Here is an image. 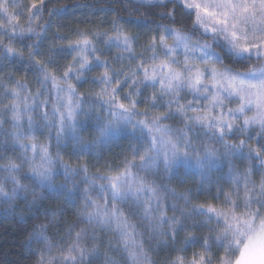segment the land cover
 Segmentation results:
<instances>
[{"label":"snow or ice","instance_id":"obj_1","mask_svg":"<svg viewBox=\"0 0 264 264\" xmlns=\"http://www.w3.org/2000/svg\"><path fill=\"white\" fill-rule=\"evenodd\" d=\"M145 3L164 8L160 15L168 23L158 24L155 34L137 44L140 35L126 31L129 20L118 13L121 5H132L128 16L142 19L134 12ZM65 7H49L46 0H0V58L39 72L34 89L11 74L6 83L0 80V135L6 137L0 140V161H7L0 164V203L8 206L6 217L14 219L16 201L29 210L44 207L49 190L56 189L66 204L83 202L74 213L79 223L113 236L105 247L95 232L77 230L73 223L56 241L49 238L48 225H34L22 245L34 264H96L101 254L103 264H155L149 256L153 244L167 247L169 242L172 255L161 264H264V0H117L108 31L77 27L73 40L57 28L49 37L53 18ZM44 41H49L46 50ZM134 44L142 52L136 53ZM113 48L128 56L102 59ZM57 57L70 60L52 69ZM125 59L127 67L114 66ZM96 69H103L93 77L100 91L79 92V81L87 82ZM149 88L151 95H145ZM233 102L236 107L227 106ZM158 105L164 110L152 114ZM93 117L94 134L82 128ZM177 118L181 127L165 123ZM9 123L10 133L4 130ZM119 126H131L135 133L132 159L125 156L115 174L90 173V159L99 161L109 129ZM42 130L48 143L35 141ZM232 158L247 167L240 171ZM180 159L194 160L201 171L195 193L168 187L180 174L175 168ZM220 159L231 169L227 189L211 176V162ZM257 173L259 181L253 179ZM209 194L212 201L222 198L227 211L213 203H192ZM169 196L183 201V207L170 204ZM133 220L147 222L143 231ZM205 230L207 235H195ZM181 233L184 246L176 247ZM34 243L43 247L33 248ZM188 244L201 250L191 258L182 255Z\"/></svg>","mask_w":264,"mask_h":264},{"label":"trees","instance_id":"obj_2","mask_svg":"<svg viewBox=\"0 0 264 264\" xmlns=\"http://www.w3.org/2000/svg\"><path fill=\"white\" fill-rule=\"evenodd\" d=\"M19 2L26 4L28 3V0H19ZM46 2L49 3V7H61L62 5H67V7L62 9V12L58 17L53 18L54 26L49 32V37H51L52 32L57 31V28H59V33L61 35L67 34L73 40L75 39V36H73L72 33L75 32L77 27L80 29L91 28L94 31L100 32L108 31L111 28L110 21L113 19L114 15L117 14L116 12L112 11V8L117 3V0H46ZM171 8L172 5L169 4L168 9L170 10ZM131 11H133L132 5H129V7L126 9L121 5L118 14L123 16L126 20H129V23L124 25L126 31L140 35V41H138L137 44L143 43L149 36L155 34L158 24L168 23V20L162 19L160 15V13L165 11L164 8L155 7L145 3L142 7H139L138 11L134 12L135 17H142V19L130 18L128 13ZM44 15L47 16V13L45 12ZM183 21L184 25H186L188 29L192 28V24L187 17H183ZM172 27L179 28L181 25L174 24ZM109 34L111 35L112 33L110 32ZM67 42L68 41H57L58 44H66ZM168 42L171 43V39H169ZM26 43H32V40H28ZM137 44H134L133 48L136 53H140L142 52V49L139 48ZM15 46L22 47L20 44ZM48 46L49 41H44L42 48L46 50ZM97 46L103 48L102 44ZM118 54L123 55L124 57L128 56L127 52H122L120 49L113 48L110 52L106 50L102 56V59L107 57L111 61ZM56 59L58 63L53 65L52 69L56 67H62L68 63L70 57L68 59H60L57 57ZM128 63L129 62L127 59H125L123 62L117 63L114 66L127 67ZM102 71L103 69H96L95 71L89 72L86 76L87 82H85L84 79L79 81L78 91L81 93L99 92L100 86H97L93 82V77L98 76ZM9 74H11L15 79H20L25 83H28L33 89L38 87L36 78L39 76V72L37 69L33 68L32 70H28L27 65H21L19 62L12 63L10 58L7 60L0 58V80H3L6 83L7 76ZM121 79H123V77H121ZM73 82L76 83L75 81ZM124 91L127 92L128 89L125 88ZM152 91L153 89L149 88L145 95H151ZM89 98L92 99L93 97ZM187 99H192L191 95H188ZM181 103H186V100H182ZM227 106L236 107L237 105L235 102H233ZM138 107L143 110L145 105L141 104ZM163 110L164 109L158 105L152 114H159ZM249 115H251V113H249ZM165 123L177 128L182 126L180 124L179 118L176 120L165 121ZM82 128H87L89 132L94 134L97 131L95 118L93 117L92 119L86 120L82 125ZM4 130L10 133L12 131L11 124L9 123L4 125ZM42 131L43 135H41L40 132L35 134V141L40 144L48 143L47 131ZM81 134L86 133L82 132ZM67 135L68 138H70V133ZM88 138L91 139V135H89ZM4 139H6V137L0 135V140ZM104 140L106 143H104L100 148L101 158L99 161L97 162L96 159H90V173L100 171L107 172L109 174H115L116 168L122 165V161L125 156H127L129 159H132L130 145H136V136L132 131L131 126H119L109 129V133L104 138ZM54 145L55 141H52L49 148L53 154L56 151ZM6 154L9 157H13L12 152H7ZM6 162L7 161H0V164ZM232 162L235 163L240 171H243L247 167V162L242 163L238 158H232ZM73 163H75V161H73ZM92 165H95V167H92ZM175 168L179 170L180 174L175 180L171 182V184L168 185V187L170 189H174L177 193H181L185 189L191 188L195 193L198 189L199 183L202 180V176L201 171L196 167L194 160L180 159L177 161ZM210 168L212 179L218 180V182L227 189L228 182L231 178L229 162L225 159L213 160L210 164ZM141 175H144V173H141ZM55 178L58 183L62 182V173L57 174ZM259 178L260 177L258 173L253 176V179L257 181H259ZM22 182L27 184V181ZM10 186L11 185H9V187ZM49 191L52 195L50 199L44 202V207L35 206L33 209L29 210L26 208L22 200L16 201L19 207L14 210V219L6 217L5 210L8 206L7 204L0 203V264H34L35 257H32L29 251L22 247V245L27 239V234L32 231L33 226L39 224L48 225L47 234L49 238L59 241L65 236V232L67 231L65 225L76 223L78 225L77 230H79V228H85L89 234L95 232L97 241L103 240L105 247L107 246L108 239L113 236L111 231H102L99 226L89 225L86 222L79 223L78 217L74 213H76L77 210L83 206L82 201H78L75 206L70 203L66 204L64 199L55 195L58 190L50 189ZM94 198L96 197L94 196ZM168 202L170 204L176 203L179 207H183V201L172 200L170 196ZM205 202L213 203L214 206L227 211L226 206L222 203V198L221 201H212V196L210 194L196 196L192 201L193 204ZM118 207L123 206L118 205ZM60 208H64L66 210L61 213L59 211ZM238 211H243V209L241 208ZM51 213H55V215H52ZM167 214L168 216L173 215L171 211H169ZM21 217L23 219H21ZM133 223L137 224L138 231H143V227H141V225L146 227L147 222L133 220ZM195 235L199 237L200 235H207V232L206 230L204 232H196ZM184 237L185 234L181 233L180 237L175 243L176 247L184 246ZM32 247H43V245L34 243ZM200 250L201 249L199 246L188 244L187 251L181 254L191 258L193 252H199ZM101 253H103V249H101ZM215 253L216 248H213L211 254L215 256ZM222 254L223 253L221 252V255ZM109 255H112V253H109ZM170 255H172L171 242H169L167 247H156L155 244H153V251L149 253L150 259L154 261L155 264H161V262L167 260ZM116 258L119 259V256H116ZM103 260L104 256L101 254L99 257H97L96 264H103Z\"/></svg>","mask_w":264,"mask_h":264}]
</instances>
